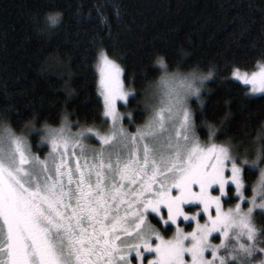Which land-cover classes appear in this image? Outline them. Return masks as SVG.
<instances>
[{"label": "snow or ice", "instance_id": "snow-or-ice-1", "mask_svg": "<svg viewBox=\"0 0 264 264\" xmlns=\"http://www.w3.org/2000/svg\"><path fill=\"white\" fill-rule=\"evenodd\" d=\"M61 18L59 12L46 14V26ZM101 23L110 36L107 18ZM156 63L162 74L138 99L141 93L126 90L125 69L98 49L99 90L108 118L102 128L72 133L65 115L59 127L37 129L30 120L18 122L17 131L0 112V264H264V255L254 258L264 254L257 243L264 232L253 222L254 209L264 210V122L253 137L250 159L230 142H214V126L201 142L189 98L203 104L198 84L212 77L216 66L202 72L197 65L182 74L169 71L162 57ZM231 74L250 83L253 93H264V64L250 74L238 68ZM118 101L124 107L143 104L146 119L135 131L124 126ZM92 136L98 138L95 146L85 143ZM41 145L50 148L44 152ZM150 212L166 231L175 225L170 238ZM181 218L195 226L189 223L186 231ZM145 251L155 255L149 259Z\"/></svg>", "mask_w": 264, "mask_h": 264}, {"label": "trees", "instance_id": "trees-1", "mask_svg": "<svg viewBox=\"0 0 264 264\" xmlns=\"http://www.w3.org/2000/svg\"><path fill=\"white\" fill-rule=\"evenodd\" d=\"M56 12L60 22L46 26V14ZM100 48L125 69V85L141 93L138 99L162 74L158 57L169 71L198 65L206 72L214 64L203 104L192 101L198 134L206 141L211 125L217 142L239 151L254 146L264 122V94L252 95L231 73L264 59V0H0V112L6 121L17 131L18 122L30 120L41 129L60 125L67 115L81 127H104ZM123 105L124 121L134 131L146 119L143 104ZM259 223L264 232V216ZM259 243L264 247V235Z\"/></svg>", "mask_w": 264, "mask_h": 264}, {"label": "rangeland", "instance_id": "rangeland-1", "mask_svg": "<svg viewBox=\"0 0 264 264\" xmlns=\"http://www.w3.org/2000/svg\"><path fill=\"white\" fill-rule=\"evenodd\" d=\"M110 57V56H109ZM111 58V57H110ZM111 59H113V58H111ZM97 63V62H96ZM118 63V62H117ZM259 64H264V59L262 60V61H260L257 65H256V67L255 68H253V69H243V68H238L241 72H248L249 74L251 73V72H253V71H258L259 70ZM122 67V66H121ZM97 69V68H96ZM97 73H98V82H99V71H98V69H97ZM182 74L183 73H187V72H181ZM231 77L232 78H234V79H236V80H238V81H240V82H242L243 84H245L243 81H241V80H239V78L238 77H235V76H232V74H231ZM210 79V78H209ZM209 79H207L206 81H204L203 82V84L202 85H200V84H198V86H200V88H201V92H200V96L201 97H203V94H204V92H206L207 91V82L209 81ZM245 85H247V86H249V90H250V92H251V94L252 95H262V94H264V93H261V92H255V93H253L252 91H251V89H252V85L249 83V84H245ZM125 87H126V90L128 89V87L125 85ZM165 86L164 85H161V88L163 89ZM100 91V90H99ZM102 96V95H101ZM102 99H103V97H102ZM194 99H197V97H195V96H192V97H190L189 98V108H190V111L192 112V113H194V110H193V108H192V101L194 100ZM122 104H124V101H118L117 102V108H118V110L121 112V113H123L124 114V117H123V124H124V126L126 127V128H128L127 127V125H126V123H125V121H124V118H125V112L121 109V105ZM128 114V113H127ZM127 116H129V115H127ZM106 118V117H105ZM193 118H194V115H193ZM107 120H108V118H107ZM69 121V125H68V127H69V129H70V131L72 132V133H76V132H79V131H82L84 128H87V127H91V126H84V127H81V125H80V127H77L76 125H78V124H76V123H74L73 121L71 122L70 120H68ZM108 122H110V121H108ZM195 123V122H194ZM48 126H50V127H59V126H61V124L60 125H57V126H54V125H48ZM37 129H40V128H38L37 126H35ZM97 128V127H96ZM42 129V128H41ZM130 130V129H129ZM131 131V130H130ZM135 131V130H134ZM195 131H196V133H197V135H198V137H199V139L201 140V142H205V140H203V139H201V137L199 136V134H198V130H197V127H196V125H195ZM87 135V134H86ZM29 139L30 140H32V137L30 136L29 137ZM40 139V137H37L36 138V140H39ZM97 139L98 138H96L95 136H92L90 139H87V140H85V143L86 144H89V145H93V146H95L96 145V142H97ZM212 139L214 140V142H216V143H221V142H217L215 139H214V137H212ZM47 142H45V144H46ZM255 146H256V141H255V143H254V146H253V144H252V146L251 145H248L247 147L248 148H245V149H247V152H245V149L244 150H240L239 152L242 154V155H245L246 156V158H252V152H253V149L255 148ZM40 147H42V148H45V149H43V151L44 152H47L48 150H49V148H50V146H48V147H45L44 145H41ZM236 147V146H235ZM237 148V147H236ZM238 149V148H237ZM239 150V149H238ZM33 151H40V148H38V147H33ZM238 163L240 162L239 160L237 161ZM243 167H246V166H244V165H242ZM245 186L247 187V183H246V180H245ZM214 188L215 187H217V186H213ZM173 192L175 193V190H173ZM213 194H216V195H218L219 193L218 192H215V193H213ZM234 196H237L238 197V194H236L235 192H234V186H233V193H232ZM251 195V192H249V191H246L245 192V196L247 197V196H250ZM222 199L223 200H225V207H227V206H230L229 205V203L227 202V198L226 197H222ZM236 201L235 200H233L231 203H235ZM242 206L243 207H247L248 205L247 204H242ZM190 207H195L194 205H185V210L187 211V210H190L189 208ZM200 207L202 208V205H200ZM161 208H162V211H164V212H166V208L162 205L161 206ZM192 210H194V208L192 209ZM262 211H264V210H261V209H259V208H256V209H254V212H253V222H254V224H255V226L258 228V229H260L261 230V232H262V227H261V225H260V223H259V219H260V217H262V215H261V212ZM155 216V217H154ZM149 218L150 219H152V222L153 223H155V224H157V227H159L160 228V231H161V234L165 237V239H168V238H170L172 235H173V232L175 231V225H172V231L170 232V233H167L166 232V227L167 226H165V225H163V222L162 221H159V217H158V215L157 214H155V213H151L150 212V216H149ZM154 218H157V220L159 221V223H157V222H155V219ZM206 218V217H205ZM181 221H182V218H181ZM201 222H203V221H201ZM189 223H192V226L194 227L195 226V224H194V222H191V221H182V223H181V226L186 230V231H190L191 229L188 227V225H189ZM213 235L214 236H216V235H218V233H213ZM260 237H261V235H260V233H258V239H257V243L259 244V246L260 247H262L261 245H260ZM152 241H153V243H155V242H157L156 241V238L155 237H153L152 238ZM214 242H218V241H214ZM245 242H247V243H250V241H247L246 239H245ZM262 248H264V247H262ZM141 250L142 251H144V249L143 248H141ZM222 254V253H221ZM132 255H135V253H132ZM155 255V253H152V254H149L148 252H146L145 251V256L146 257H148L149 259L150 258H152L153 256ZM262 255H264V254H262ZM256 256V255H255ZM185 259H190V254H185ZM133 264H137V262L136 261H133ZM145 264H146V261H145Z\"/></svg>", "mask_w": 264, "mask_h": 264}, {"label": "flooded vegetation", "instance_id": "flooded-vegetation-1", "mask_svg": "<svg viewBox=\"0 0 264 264\" xmlns=\"http://www.w3.org/2000/svg\"><path fill=\"white\" fill-rule=\"evenodd\" d=\"M154 219H156V221H155V222L159 223V221L157 220V218H154Z\"/></svg>", "mask_w": 264, "mask_h": 264}]
</instances>
